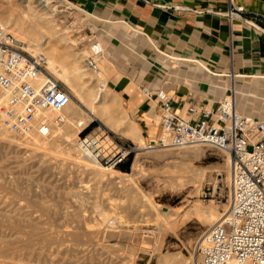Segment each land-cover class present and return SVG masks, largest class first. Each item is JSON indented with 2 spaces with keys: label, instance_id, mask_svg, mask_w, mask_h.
Wrapping results in <instances>:
<instances>
[{
  "label": "rangeland",
  "instance_id": "1",
  "mask_svg": "<svg viewBox=\"0 0 264 264\" xmlns=\"http://www.w3.org/2000/svg\"><path fill=\"white\" fill-rule=\"evenodd\" d=\"M39 1L0 0V15L12 21L25 5L50 14L56 23L52 29L66 40L46 44L45 51L54 56L57 69H47L44 62V70L69 89L71 100L86 121L81 130L70 131L64 139L35 135L33 138L40 141L36 144L26 135L17 137L8 132L7 137H0V246L4 248L0 264H163V259H168L164 264H192L197 240L211 227L196 209L220 215L229 207L227 154L209 145L140 149L127 171H104L82 158L76 140L93 130L132 140L104 125L56 75L60 74L59 54L68 53L69 60H80V66L86 68L88 38L80 31V16L69 13L71 8L63 11L61 3L54 1L46 11L37 5ZM18 40L25 49L27 44L22 38ZM103 58L99 67L104 73ZM116 73L119 75L120 70L99 75L96 85ZM237 84L248 91L247 95L238 94L241 101L237 109L264 119V78H245ZM116 106L119 109L114 113L125 109L122 101ZM132 142L138 146L143 143ZM114 171L123 174L122 178ZM156 210L173 211V224L158 219ZM28 233L39 242L29 256L27 248L22 250ZM41 236L43 240L38 241Z\"/></svg>",
  "mask_w": 264,
  "mask_h": 264
},
{
  "label": "crops",
  "instance_id": "2",
  "mask_svg": "<svg viewBox=\"0 0 264 264\" xmlns=\"http://www.w3.org/2000/svg\"><path fill=\"white\" fill-rule=\"evenodd\" d=\"M67 1L77 7L85 36L103 45L100 72L120 70L104 82L143 142L159 136L161 109L141 86L164 88L181 116L189 102L215 109L232 88L243 114L238 94L248 91L237 80L264 78V0H232L242 7L233 15L230 0Z\"/></svg>",
  "mask_w": 264,
  "mask_h": 264
},
{
  "label": "built area",
  "instance_id": "3",
  "mask_svg": "<svg viewBox=\"0 0 264 264\" xmlns=\"http://www.w3.org/2000/svg\"><path fill=\"white\" fill-rule=\"evenodd\" d=\"M54 1L61 3L63 11L71 8L70 14H78L77 7L67 0H49L48 4ZM240 11L242 7L230 0L229 14ZM87 42L84 63L96 73L103 45L94 36ZM0 90L6 95L3 126L17 137L34 130L49 135L53 125L63 123L62 112L72 97L62 82L44 70L43 58L28 53L1 25ZM140 90L161 109L159 136L140 147L93 130L78 136L75 145L79 154L94 165L117 169L140 149L209 145L225 152L230 159L229 207L226 216L197 240V264H264V119L238 113L232 88L213 110L189 102L185 116L175 112L164 88L144 85ZM44 111L56 112L54 120L44 119Z\"/></svg>",
  "mask_w": 264,
  "mask_h": 264
},
{
  "label": "bare ground",
  "instance_id": "4",
  "mask_svg": "<svg viewBox=\"0 0 264 264\" xmlns=\"http://www.w3.org/2000/svg\"><path fill=\"white\" fill-rule=\"evenodd\" d=\"M37 5L41 9L46 10L48 8V1L47 0H40L37 3ZM0 25L3 26L7 31L10 27L11 28L10 31L13 34V36L16 37V39H17V37L22 38L23 43L27 44L25 49L28 52L32 53L33 55H40L43 58L44 62L46 63L47 69H50L53 71H55V69H57L55 67L54 60H53L54 56L48 54L45 51L46 44H48L50 42L60 44V43H62V41H65L66 38L62 37V34H60L57 31V29H52L56 26V23L53 22L52 18L50 17V14H49V16H47V15H45L44 12L39 13L37 10L33 9L30 5H25L24 8L22 9V11L19 14L14 16L12 21H9L4 16L0 15ZM15 27L16 28L18 27V28L16 29ZM17 30L19 32H17ZM61 50H59V51H61ZM65 51H62V52H65ZM67 54L66 55L65 54L64 55L59 54L57 56V58L59 60L58 68L60 69V72H58V73H60V74H56V73L55 74L59 75V79H61L64 83H66L70 88L73 89L78 100L80 102L86 104L87 106H89V109L91 110L92 114L96 118L99 117L104 125H106L108 128H110L113 131L115 130L116 132H118L123 137H127V138L129 137V138L133 139V141H135V142L142 143L143 142L142 139L139 138L138 135H134V130H133L134 127L133 126H132L133 128L131 127V123L126 116L125 111L123 109H121L119 112L114 113V112H116V109H119V108H116L117 107L116 105L118 103L117 102L118 101L117 96L112 91H109L108 89H106V83L104 82V80H98L97 85H96L95 79L97 80V77L99 75H101V74L103 75V73L100 72V69L98 72L94 73V72L89 71L87 68H82L80 66V60L74 59L75 61L74 60L71 61V60H69V56ZM101 84H102V86H101ZM5 102H6V95L3 91L0 90V137H3V138L7 137L8 136L7 133L9 132L3 126V120L5 118V112H4ZM64 110H66L67 113H63ZM64 110L62 112V114L64 116L63 123L60 125H57V126L53 125L49 131V134L50 135L52 134V136H54L55 138H61V139L63 138L64 139L68 136L70 131H72L74 129H78V128H80L79 130H81V127L85 124V121H86L84 119L83 115L80 113V110L75 106V104L72 100H70L69 104L66 106V108ZM56 114L57 113L54 111L42 112V116L47 121H53ZM115 114H118V115H115ZM61 126H64V127L61 128ZM85 127H83V128H85ZM83 128H82V130H83ZM11 135H13V134H11ZM35 135L42 136L39 133H37L35 130L26 134V136L28 138H31L30 140L33 139V141H35L34 143H36V144L40 143L39 139L38 140L34 139ZM145 143L146 142H143L142 145L141 146L139 145V146L143 147ZM45 144H47V141L45 143L40 144V145H45ZM82 158H84V157H82ZM227 160H228L229 169H230L229 157L227 158ZM96 166H99V165H96ZM133 166H137L136 161H133ZM99 167L101 168L102 166H99ZM102 168H104V171H105V169L109 170V168H105V167H102ZM112 170H115V169H112ZM114 172H116L118 174V178L123 176V174H120L117 171H114ZM111 175H113V174H111ZM130 178H131V176H130ZM196 210L200 212V216L204 220H206L208 223H210L211 226L218 223L227 214V211L220 214V215H216V213L213 210H207V211H204V210L201 211L200 209H196ZM155 215L158 219H160L161 221H164L166 224H173V221H172V216L174 215L173 211H170L168 213H161V212L156 210ZM18 232L23 233L22 230H19ZM148 232H150V231H148ZM38 233H40V232H38ZM26 236H27V234H26ZM42 237L43 236L38 237L36 239L38 241H40ZM42 240H43V238H42ZM32 241H33V238L28 233V237L24 238V245L22 244V246H23L22 250L23 249L25 250V248L28 249V251L25 252L28 256L33 253V250H32L34 248L33 246L34 245L36 246V243L37 244L39 243V242H34V241L32 242ZM10 245H11V243H10ZM41 246L42 245H40V247ZM34 250H35V248H34ZM3 251H4V248L0 246V255L4 254ZM39 257H41V256H39ZM167 260L168 259H163L162 263L164 264L165 262H167ZM198 260H199V258L197 257V255H194L192 264H197ZM24 261L22 260V262H24Z\"/></svg>",
  "mask_w": 264,
  "mask_h": 264
},
{
  "label": "trees",
  "instance_id": "5",
  "mask_svg": "<svg viewBox=\"0 0 264 264\" xmlns=\"http://www.w3.org/2000/svg\"><path fill=\"white\" fill-rule=\"evenodd\" d=\"M86 131V130H85ZM85 131L83 132V133H85ZM82 133V134H83ZM131 156L128 158V160H127V162L126 163H124V164H122V165H120L119 167H118V169H120V170H122V171H127L128 170V167H129V164H130V162H131Z\"/></svg>",
  "mask_w": 264,
  "mask_h": 264
},
{
  "label": "water",
  "instance_id": "6",
  "mask_svg": "<svg viewBox=\"0 0 264 264\" xmlns=\"http://www.w3.org/2000/svg\"><path fill=\"white\" fill-rule=\"evenodd\" d=\"M227 15H229V14H227ZM261 31L264 33V30L263 29H261Z\"/></svg>",
  "mask_w": 264,
  "mask_h": 264
}]
</instances>
